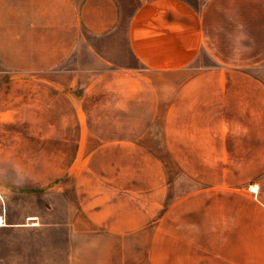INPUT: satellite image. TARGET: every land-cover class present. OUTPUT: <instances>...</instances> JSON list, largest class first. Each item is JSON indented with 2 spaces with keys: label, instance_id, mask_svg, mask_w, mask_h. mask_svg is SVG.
Segmentation results:
<instances>
[{
  "label": "crops",
  "instance_id": "0c3cea01",
  "mask_svg": "<svg viewBox=\"0 0 264 264\" xmlns=\"http://www.w3.org/2000/svg\"><path fill=\"white\" fill-rule=\"evenodd\" d=\"M125 1L0 0V115L5 92L22 115L16 129L26 131H49L55 112L64 123L63 115H78L80 130L83 114L111 130L137 128L149 113H185L193 145H217L224 161L256 162L264 149V0H138L132 11ZM83 32L103 68L92 70L91 86L74 93L71 108L65 92H51L48 72L57 68L56 80L65 81L63 65L81 50ZM120 37L139 69L100 57L99 43L114 49ZM51 93L62 105H51ZM162 98H170L167 109ZM210 130L216 138L205 137ZM59 140L74 147V162L82 146L97 145L88 185H75L77 211L64 223L67 264H264V201L222 200L221 185L215 201H147L138 188L114 184L113 146L128 139ZM236 147L255 154L237 157ZM42 155L48 162L50 149Z\"/></svg>",
  "mask_w": 264,
  "mask_h": 264
},
{
  "label": "rangeland",
  "instance_id": "374dc122",
  "mask_svg": "<svg viewBox=\"0 0 264 264\" xmlns=\"http://www.w3.org/2000/svg\"><path fill=\"white\" fill-rule=\"evenodd\" d=\"M137 3L138 0H127L123 5L132 11ZM90 42L95 41L83 32L81 50L63 65L65 81L59 83L56 80L57 68L48 72L51 92H65L67 106L71 108L75 102L74 93L79 95L80 91L91 86L92 70L103 68L101 61L94 62ZM115 42H118L115 43L117 46L114 49L110 46L108 50L106 42H100L96 49L100 57L118 66L139 69V62L122 44V38H115ZM202 57L206 58L204 54ZM2 84L6 91L15 88L13 83ZM6 94L3 95L5 107L0 115V264L68 262L64 223L69 213L77 211L79 195L75 185H88L86 181L92 161L88 154L97 145L82 146V153L74 162V147L64 145L59 140L61 138H86L115 144L128 139L130 145L113 146L115 153L108 164L114 172V184L127 186L130 191L138 188L140 198L146 197L147 201L163 204L215 201L218 200V185L226 188L225 195L220 193L222 200H248L245 196L251 195L264 201V149L258 148L256 162L245 159L224 161L223 149L217 145L192 144L185 113H149L145 115V123L137 128L111 130L97 128L95 122L88 120L91 115L83 114L80 117L87 128L80 130L78 115H63L67 122L61 123L55 112L51 120L56 121H51L49 131H26L16 129L22 115L16 113L17 102L10 99L13 100L11 105ZM58 100L51 93V105H62ZM161 100L166 103L163 109H167L170 98ZM148 101L153 105V98L149 97ZM217 134V130L205 131V137L209 139L216 138ZM43 137H48V145L42 144ZM43 147L50 149L48 162L42 160ZM232 150L233 147L229 153L232 154ZM236 150L240 158L255 154L251 153L250 147H236ZM105 161L98 163L99 169H105ZM75 173L78 174L74 177Z\"/></svg>",
  "mask_w": 264,
  "mask_h": 264
}]
</instances>
